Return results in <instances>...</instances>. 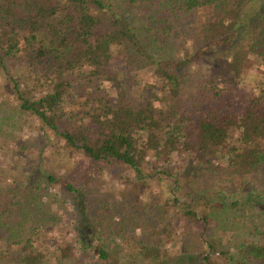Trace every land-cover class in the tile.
<instances>
[{
  "label": "trees",
  "instance_id": "16d2710c",
  "mask_svg": "<svg viewBox=\"0 0 264 264\" xmlns=\"http://www.w3.org/2000/svg\"><path fill=\"white\" fill-rule=\"evenodd\" d=\"M4 147L0 264H264V0H0Z\"/></svg>",
  "mask_w": 264,
  "mask_h": 264
},
{
  "label": "rangeland",
  "instance_id": "374dc122",
  "mask_svg": "<svg viewBox=\"0 0 264 264\" xmlns=\"http://www.w3.org/2000/svg\"><path fill=\"white\" fill-rule=\"evenodd\" d=\"M259 68H258V65H253L252 67H251V70H250V80H254L255 79V77H260V74H259ZM153 76V74L152 73H143L141 76H140V79H141V81H148L151 77ZM105 86L107 87V89L112 93V92H114V90L112 89V87H111V85L109 84V83H106L105 84ZM30 125H32V126H34V127H36V125H37V122H33L31 119H30ZM34 127H32L33 129H34ZM38 129V128H37ZM22 136L24 137V138H27V137H29L30 136V130H28V129H26L25 131H24V133H22ZM5 145V144H4ZM5 147H7V145H5ZM4 147V149L5 150H1L0 151V166L1 167H3L4 169H6V171L7 170H9L10 172H12V171H14L13 170V163L11 162V160H10V156H8V154L7 153H4V151H6V149L7 148H5ZM49 149H51V150H48V155L50 156L51 154V152H52V150H54V148H52V147H50ZM74 158L75 159H71V157H66L65 158V162H71V161H73V160H83V157H75L74 156ZM54 165V164H53ZM48 168H50V169H52V165H50V163H48L47 162V164H46V169L48 170ZM116 170V169H115ZM62 173H63V171H61ZM60 172V173H61ZM129 172V173H128ZM15 174V173H14ZM127 174L129 175V174H131V172L128 170L127 171ZM104 181H105V184H104V189H106V190H110V189H114L113 187H116L117 189H120L121 187H123V186H119V185H117V184H115V182L112 180V179H110V177H104V179H103ZM57 191H59L58 190V187L57 188H55ZM62 196V195H61ZM71 202L68 200V202H62V204L60 205V208H59V214H63V216H64V218H63V221L60 223V225L58 226V228H59V232L58 231H53V233L52 234H50L49 236H48V239H46L47 240V242H50V243H52V242H54V241H59L60 239H61V236L63 237V236H66V237H68V234H67V232L68 233H70L71 231H72V227H73V225H72V222L68 219V214L71 212V211H73V208H72V206H71V204H70ZM71 238V237H70ZM173 247V246H172Z\"/></svg>",
  "mask_w": 264,
  "mask_h": 264
}]
</instances>
